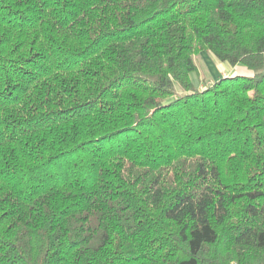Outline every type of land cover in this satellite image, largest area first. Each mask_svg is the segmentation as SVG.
Segmentation results:
<instances>
[{
  "label": "trees",
  "instance_id": "trees-1",
  "mask_svg": "<svg viewBox=\"0 0 264 264\" xmlns=\"http://www.w3.org/2000/svg\"><path fill=\"white\" fill-rule=\"evenodd\" d=\"M0 264H264V0H0Z\"/></svg>",
  "mask_w": 264,
  "mask_h": 264
},
{
  "label": "rangeland",
  "instance_id": "rangeland-1",
  "mask_svg": "<svg viewBox=\"0 0 264 264\" xmlns=\"http://www.w3.org/2000/svg\"><path fill=\"white\" fill-rule=\"evenodd\" d=\"M195 63L198 68V76L195 75V77H199L203 85L210 84L217 80L219 78L217 77L218 73H221L223 70H227V67L224 64H227L233 69V67L228 63H223L213 54L205 52L195 56ZM235 70H237V72L233 76L253 75L252 71L248 70L244 66H238Z\"/></svg>",
  "mask_w": 264,
  "mask_h": 264
},
{
  "label": "crops",
  "instance_id": "crops-1",
  "mask_svg": "<svg viewBox=\"0 0 264 264\" xmlns=\"http://www.w3.org/2000/svg\"><path fill=\"white\" fill-rule=\"evenodd\" d=\"M227 68V70H223L221 73H218L217 77L221 78V77H229V76H233L237 70H235L238 66L230 68V66H228L227 64H224Z\"/></svg>",
  "mask_w": 264,
  "mask_h": 264
}]
</instances>
